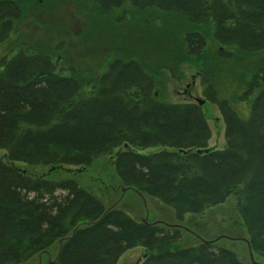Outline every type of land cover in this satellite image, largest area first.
I'll list each match as a JSON object with an SVG mask.
<instances>
[{
    "label": "trees",
    "instance_id": "1",
    "mask_svg": "<svg viewBox=\"0 0 264 264\" xmlns=\"http://www.w3.org/2000/svg\"><path fill=\"white\" fill-rule=\"evenodd\" d=\"M38 1L0 0V264H38L52 245L56 256L40 264H116L135 247L140 264H256L214 242L182 246L181 228L137 221L59 169L110 154L124 187L174 208L179 221L233 195L252 253L264 257V0H79L100 19L122 7L151 23L161 15L160 52L112 55L99 71L55 56L60 42L32 49L15 37ZM219 61L235 66L225 80L235 94L217 87ZM183 63L220 112L221 149L208 146L202 105L155 96L162 69L181 81Z\"/></svg>",
    "mask_w": 264,
    "mask_h": 264
},
{
    "label": "rangeland",
    "instance_id": "2",
    "mask_svg": "<svg viewBox=\"0 0 264 264\" xmlns=\"http://www.w3.org/2000/svg\"><path fill=\"white\" fill-rule=\"evenodd\" d=\"M35 6L31 5L25 10L15 37L23 38L27 46L32 49L45 50L60 42L61 49L54 53L55 56L58 54L64 60L66 56L79 65H84L85 62L94 64L98 71L103 69L105 61L112 55L122 56L135 50L138 54L139 49L141 53L148 55L154 53L156 48L160 52L161 43L164 45L161 28L158 27L161 19L158 13L153 21L157 23L155 25L151 21H146L145 15H135L132 19V13L127 7L116 10L108 19H100L93 16L94 13L79 0H39ZM206 44L214 46L208 36H206ZM214 47L217 49V46ZM234 67L230 63L223 68L220 61L214 65L215 77L218 76L217 87L219 89L221 87L222 92L228 95L235 94L239 89L225 87L227 82L225 80L228 75L230 77L229 69ZM83 68L81 67L82 70ZM181 69L183 77L181 81L175 80L171 74L162 69V74L156 81L158 86L155 96L170 102H195L196 98L204 100L201 105L211 130L208 146L223 148V119L217 107L202 95L198 69L188 63H183ZM246 108V104L237 105L240 112L244 113ZM153 150L147 149L141 152ZM110 158V154H103L89 166L62 167L59 172L62 177H70L80 186L88 189L106 206H117L137 221L146 220L150 223L158 222L181 228L182 246L199 240H213L215 245L234 252L240 261L251 262L245 242L246 232L236 214L233 195L228 196L221 204L209 208L202 215L187 214L183 221H179L174 208L150 196H141L133 189L124 190L125 187L121 184ZM19 165L35 175L44 174L46 171V168L34 165ZM49 177L55 176L49 175ZM57 249L58 246L52 245L48 252L39 253L32 260L38 264L49 261L56 256ZM142 255L141 247L131 248L120 256L116 264H140ZM253 259L264 263V257L259 255L254 254Z\"/></svg>",
    "mask_w": 264,
    "mask_h": 264
},
{
    "label": "water",
    "instance_id": "3",
    "mask_svg": "<svg viewBox=\"0 0 264 264\" xmlns=\"http://www.w3.org/2000/svg\"><path fill=\"white\" fill-rule=\"evenodd\" d=\"M195 101L198 102L199 105H201V104L204 102V100L199 99V98H196ZM126 188H128V189H129V188H130V189H133V188H131V187H125L124 190H125ZM133 190H135L138 194H140L141 196H143L138 190H136V189H133ZM110 207H114V205H112V206H110ZM143 221L147 222L146 220H143ZM171 227H177V226L171 225ZM202 241H203V242H207V243H212V242H213V240H209V241H207V240H202ZM61 242H62V239L59 240V244H60ZM245 242H246L247 247H248L249 255H250V258H251V263L264 264V263H259V262L254 261V259H253V253H252V250H251L250 245H249V243H248V240L245 239Z\"/></svg>",
    "mask_w": 264,
    "mask_h": 264
}]
</instances>
